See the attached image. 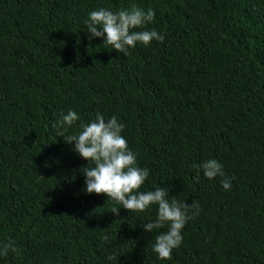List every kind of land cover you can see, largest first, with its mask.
Segmentation results:
<instances>
[{
    "label": "trees",
    "instance_id": "trees-1",
    "mask_svg": "<svg viewBox=\"0 0 264 264\" xmlns=\"http://www.w3.org/2000/svg\"><path fill=\"white\" fill-rule=\"evenodd\" d=\"M132 5L155 11L148 28L163 43L125 56L89 39L91 11ZM68 109L85 122L117 116L150 169L142 190L161 186L199 204L171 260L158 259L142 226L156 206L131 213L84 191L89 163L52 127ZM209 158L224 165L231 190L193 167ZM7 239L21 251L0 264H264V0H0Z\"/></svg>",
    "mask_w": 264,
    "mask_h": 264
},
{
    "label": "clouds",
    "instance_id": "clouds-1",
    "mask_svg": "<svg viewBox=\"0 0 264 264\" xmlns=\"http://www.w3.org/2000/svg\"><path fill=\"white\" fill-rule=\"evenodd\" d=\"M154 22V10L132 5L130 9L115 12L104 7L93 10L84 24L90 40L101 38L104 45L127 56L137 44L148 47L153 41H165L163 32L155 27L148 28ZM52 127L57 136L64 137L72 145L73 151L88 161L89 166L81 168L87 194H104L108 200L117 202L131 213H145L156 206V218L142 226L145 232L154 233L152 250L158 259L171 260L173 250L183 243V230L187 222L199 214V204L194 201L189 205L175 196L169 199V191L161 186L154 185L153 190H142L150 177V169L139 165L137 154L123 135L125 125L117 116L106 118L97 112L93 119L85 122L77 111L68 109L60 114ZM73 128L76 131L66 135ZM193 167L198 173L202 171L208 180L222 177V189L231 190L232 181L225 178L224 165L219 160L209 158ZM196 179H199V174ZM119 209L114 208L111 212L118 213ZM20 251L14 240L0 241V258H7L10 253L19 255Z\"/></svg>",
    "mask_w": 264,
    "mask_h": 264
}]
</instances>
